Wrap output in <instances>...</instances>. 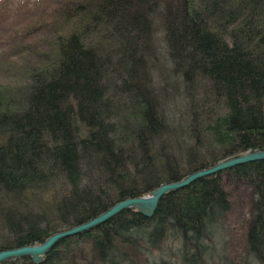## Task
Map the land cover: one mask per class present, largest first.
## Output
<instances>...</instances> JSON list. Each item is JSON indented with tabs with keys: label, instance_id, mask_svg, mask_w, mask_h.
Returning <instances> with one entry per match:
<instances>
[{
	"label": "trees",
	"instance_id": "obj_1",
	"mask_svg": "<svg viewBox=\"0 0 264 264\" xmlns=\"http://www.w3.org/2000/svg\"><path fill=\"white\" fill-rule=\"evenodd\" d=\"M34 9L35 22L0 34V250L264 149V0H40ZM169 86L183 100L177 124ZM242 196L247 250L264 264V159L163 195L152 216L126 208L65 236L39 263L0 264H208L212 228ZM164 242L178 245L174 262Z\"/></svg>",
	"mask_w": 264,
	"mask_h": 264
},
{
	"label": "rangeland",
	"instance_id": "obj_2",
	"mask_svg": "<svg viewBox=\"0 0 264 264\" xmlns=\"http://www.w3.org/2000/svg\"><path fill=\"white\" fill-rule=\"evenodd\" d=\"M40 0H0V34L5 33L9 29L22 30L23 27L29 23H33L37 20V9H34V5L38 4ZM162 10V7L160 8ZM159 11V10H158ZM37 15L35 16V14ZM157 10L152 17L153 26L155 29V35L158 38L161 47L164 46L163 30H162V18L158 17ZM161 50V49H160ZM5 51V47L0 46V53ZM12 58L15 55L11 56ZM160 57H163L160 54ZM155 78V85L159 86L163 84V80L158 71L153 72ZM173 81L175 78L170 77ZM4 77L0 76V82H6ZM170 91L172 89L169 86L168 100L165 101L169 114L173 123L180 122L184 105L183 100L179 99V96H171ZM184 116V115H183ZM247 196L238 198L236 202H233V206L227 213V217L222 220V226L212 228V231L216 232L215 237L211 239L207 244V256L205 257L208 264H257L247 250L246 233H247V221L244 215L248 214ZM177 244L164 242L162 249L164 257L167 261L174 262V256L171 254L177 248ZM157 249L153 250L156 253ZM171 257H170V256ZM166 261V262H167ZM178 263V262H177ZM144 264H162L159 258L154 259V262L147 261Z\"/></svg>",
	"mask_w": 264,
	"mask_h": 264
},
{
	"label": "water",
	"instance_id": "obj_3",
	"mask_svg": "<svg viewBox=\"0 0 264 264\" xmlns=\"http://www.w3.org/2000/svg\"><path fill=\"white\" fill-rule=\"evenodd\" d=\"M261 158H264V149L247 150L245 152L221 159L210 165L192 170L178 179L163 182L153 187L145 194L120 199L109 208L98 213L89 220L54 231L47 235L41 242L22 244L12 248L2 249L0 250V261L6 257H18L20 255H30L34 261H40L45 258L47 251L59 239L68 235L80 233L85 229H89L97 224H100L115 215L122 208L134 207L135 210L143 215L150 216L153 214L162 194L178 187L185 186L199 177L218 172L237 164Z\"/></svg>",
	"mask_w": 264,
	"mask_h": 264
},
{
	"label": "bare ground",
	"instance_id": "obj_4",
	"mask_svg": "<svg viewBox=\"0 0 264 264\" xmlns=\"http://www.w3.org/2000/svg\"><path fill=\"white\" fill-rule=\"evenodd\" d=\"M262 159V158H261ZM264 159V158H263ZM255 160H258V159H255ZM251 161H253V160H251ZM248 162V161H247ZM183 186H181V187H178V188H176V189H174V190H170V191H168V192H166V193H164V194H162L161 195V197L163 196V195H165V194H167V193H169V192H171V191H175V190H177V189H179V188H182ZM147 193V192H146ZM145 194V193H144ZM160 197V198H161ZM160 198H159V200H160ZM159 200H158V202H159ZM116 203V202H115ZM158 205V204H157ZM157 207V206H156ZM127 208H134V207H127ZM124 209H126V208H122L119 212H121L122 210H124ZM155 210H156V208H155ZM155 210H154V212H155ZM119 212H117V213H119ZM154 212H153V214H154ZM116 213V214H117ZM152 214V215H153ZM152 215H150V216H152ZM114 216V215H113ZM111 218V217H110ZM101 224V223H100ZM97 225H99V224H97ZM97 225H95V226H97ZM95 226H93V227H95ZM93 227H91V228H93ZM91 228H89V229H85V230H83V231H81L80 233H82V232H84V231H87V230H90ZM77 234V233H76ZM73 235V234H72ZM23 256H29L30 258H31V260L33 261V262H35V263H39V262H41V261H43L45 258H43L42 260H40V261H34L33 259H32V257L30 256V255H20V256H18V257H14V256H11V257H6V258H4V259H2L1 261H0V263L2 262V261H4V260H7V259H13V260H17V259H19V258H21V257H23Z\"/></svg>",
	"mask_w": 264,
	"mask_h": 264
}]
</instances>
